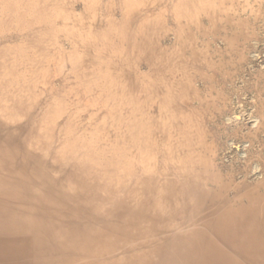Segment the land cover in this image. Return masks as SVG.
Returning <instances> with one entry per match:
<instances>
[{"label":"bare ground","instance_id":"bare-ground-1","mask_svg":"<svg viewBox=\"0 0 264 264\" xmlns=\"http://www.w3.org/2000/svg\"><path fill=\"white\" fill-rule=\"evenodd\" d=\"M262 25L264 0H0V264H264V67L250 126L226 71L264 66Z\"/></svg>","mask_w":264,"mask_h":264},{"label":"rangeland","instance_id":"rangeland-1","mask_svg":"<svg viewBox=\"0 0 264 264\" xmlns=\"http://www.w3.org/2000/svg\"><path fill=\"white\" fill-rule=\"evenodd\" d=\"M166 1V0H165ZM79 5H76L75 6V9H78L79 7H78ZM169 26V24L166 22V26ZM262 28H264V26L262 25ZM166 39H171V35H167L166 36ZM163 40V43L164 44H166V45H169V41L168 40ZM165 41V42H164ZM160 43H162V40L160 41ZM63 44V46H65L66 47V45H65V43L62 41V43H61V45ZM263 44V45H262ZM262 46H264V41H262V42H260V44L259 45H257L256 47H254V49L252 50V52H251V54L252 53H255V54H257V53H263L264 52V49H263V47ZM224 46H222V45H220V44H218L217 42L216 43H214V45L210 48V51H211V53L213 52L214 53V51L215 50H219V51H221V52H223L224 51ZM259 50V51H258ZM218 59H219V55H216L214 58H213V60H214V65H216V64H218L217 62H218ZM228 60H225V62H227ZM258 63V64H257ZM261 63H259L258 61H256V60H254V58L249 54V59H248V61H247V63L244 65V66H238V65H235V64H233L232 66H230V65H227V67H226V71L228 72V73H230L231 75H232V78H233V84L232 85H230V84H227L229 87V90H230V92H231V90H236V93L234 94L233 92L232 93H229L228 94V97L230 98L229 99V107L232 109L233 108V112H234V114L235 115H238V116H240L241 117V119L239 120V121H241V123H244V124H246L247 126H250V125H248V124H250V123H248L247 121H245L244 120V116L245 115H247V113L249 114L250 113V109L252 110L253 108H252V104H253V101H252V94H253V91H252V89H250V90H247V89H245V86H244V84H243V82L245 81V79H250V76H252V75H255V71H258V70H262L263 69V67L264 66H262V64L260 65ZM241 67V68H240ZM238 68V69H237ZM262 68V69H261ZM69 67L67 66V65H63V64H57V63H55V64H53L52 66H51V68H50V77L52 78L51 80H52V82L54 81L55 83H70V84H74L75 83V81H74V79L73 78H71V76L69 75ZM143 69V68H142ZM246 71V72H245ZM248 71V72H247ZM60 72V73H59ZM212 72V71H211ZM249 74V75H248ZM251 74V75H250ZM240 76V77H239ZM245 76V77H244ZM54 78V79H53ZM215 78H216V76H215ZM198 82H195V85H196V90L199 92V91H201V90H203L204 89V86L202 85V83H199V84H197ZM216 84V83H215ZM234 85H236V86H234ZM244 87V88H243ZM245 90V91H244ZM247 90V91H246ZM238 92H240V93H238ZM241 92H243V93H241ZM248 92V93H247ZM240 94V95H239ZM244 94H246V95H244ZM230 95V96H229ZM241 95L242 96H244V97H241ZM248 96H250V97H248ZM73 97L74 96H72L70 99L71 100H73ZM237 97V98H236ZM82 98H83V102H85V103H87V102H90V98L91 97H87V96H83V94H82ZM185 100H186V98H184ZM236 99V100H235ZM244 101H243V100ZM239 100V101H238ZM241 100V101H240ZM250 100V101H249ZM238 101V102H237ZM247 101V102H246ZM235 102V103H234ZM245 102V103H244ZM250 102H251V105H250ZM235 104V105H233V104ZM237 103H239V104H237ZM246 103H248V104H246ZM244 104H245V106H244ZM243 105V106H242ZM232 106V107H231ZM235 107V108H234ZM248 107H250V108H248ZM236 109H237V111H236ZM246 110V111H245ZM241 111H243V112H241ZM245 111V112H244ZM89 112H92L91 110L89 111ZM232 112V113H233ZM238 112V113H237ZM241 113H242V115H241ZM240 114V115H239ZM243 114H245V115H243ZM229 115H233V114H229ZM234 116V115H233ZM238 121V120H237ZM245 122H247V123H245ZM252 125V124H251ZM211 126V125H210ZM246 126V127H247ZM211 128V130L214 132V128L213 127H209V129ZM218 140V139H217ZM215 141L214 142V146H215V154H216V156H217V159H218V161H223V160H225L226 159V156H227V148H228V141H229V139H219L218 141ZM217 143V144H216ZM223 146H222V145ZM218 146V147H217ZM226 148V149H225ZM221 152H222V154H221ZM217 154H219V155H217ZM225 154V155H224ZM225 156V157H224ZM225 158V159H224Z\"/></svg>","mask_w":264,"mask_h":264}]
</instances>
